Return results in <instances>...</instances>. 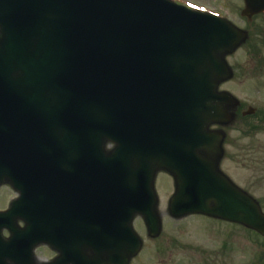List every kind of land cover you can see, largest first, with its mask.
<instances>
[{"label":"water","instance_id":"1","mask_svg":"<svg viewBox=\"0 0 264 264\" xmlns=\"http://www.w3.org/2000/svg\"><path fill=\"white\" fill-rule=\"evenodd\" d=\"M243 1V17L264 12V0ZM247 38L172 0H0V159L12 146L10 169L20 184L28 172L31 195L72 187L77 199L74 216L61 214L64 245L41 230V244L69 253L48 264H130L142 247L134 219L149 237L162 229L160 171L174 178L173 218L204 214L264 236L259 204L215 180L222 142L209 130L233 118L218 89Z\"/></svg>","mask_w":264,"mask_h":264},{"label":"rangeland","instance_id":"2","mask_svg":"<svg viewBox=\"0 0 264 264\" xmlns=\"http://www.w3.org/2000/svg\"><path fill=\"white\" fill-rule=\"evenodd\" d=\"M180 1L186 5L219 13L241 29L249 30L251 36L249 43L231 59L235 70L233 82L223 85L222 89L232 92L245 106L255 107L264 113V85L257 82L261 81L259 69L264 68V15L251 22L242 18L240 15L244 8L242 0ZM252 125L257 127L253 128ZM261 125L260 117L240 120L228 133L237 137L235 133L262 130L261 133H255L257 136L252 138V143L263 149L264 126ZM247 142L248 139L244 141L245 145ZM242 177L240 187L259 199L264 207V183H247L246 177ZM172 184L167 175L158 176L156 189L164 221L162 238L150 241L144 225L140 221L135 222L137 232L145 239L146 246L133 264H264V239L255 233L203 216H190L180 221L171 219L166 211L173 191Z\"/></svg>","mask_w":264,"mask_h":264},{"label":"flooded vegetation","instance_id":"3","mask_svg":"<svg viewBox=\"0 0 264 264\" xmlns=\"http://www.w3.org/2000/svg\"><path fill=\"white\" fill-rule=\"evenodd\" d=\"M255 49L257 50V48ZM232 57L230 58V62ZM261 69H259L260 78L264 80V71L262 70L261 73ZM250 107L251 106H245L241 103L236 113L237 120H252V118L260 117L262 126H264V113L260 112L259 109H257L252 116H243ZM259 131L253 130L251 132L243 131L241 133H235L237 137L233 136L232 133H225V156L221 162L220 168L226 176L237 184L243 182L242 176L246 177L247 183H264V148L261 149L256 147L252 143V138L257 136L255 133L262 132V130ZM246 139L249 140L247 145L244 143ZM230 151L232 153H230ZM243 158H245V160H243ZM23 181L25 183V179ZM20 198L21 195L17 193L12 186L9 184H1L0 214L6 212L7 219L6 222L0 221L1 238L3 239V242H0V255L6 254V256H0V264H41L46 261H51L57 254L46 246H37L34 249L35 257H29L31 240V233H29V231L24 235L25 237L23 236L22 242L16 244L13 242V231L18 230L23 232L27 230V228H39L42 224L39 214L37 217L30 219L29 197L23 195V200L21 204H19ZM15 247L17 248L16 250ZM51 252H53L54 255ZM20 253L22 257H20Z\"/></svg>","mask_w":264,"mask_h":264},{"label":"bare ground","instance_id":"4","mask_svg":"<svg viewBox=\"0 0 264 264\" xmlns=\"http://www.w3.org/2000/svg\"><path fill=\"white\" fill-rule=\"evenodd\" d=\"M179 2L181 3L180 0H179ZM70 155H71L72 157H75L74 154H73L72 152H70ZM30 230H32V229H31V228H27V230H24V231L22 232V233H23V236L26 235V233H27L28 231H30ZM13 234L16 235L15 233H13ZM51 253L54 255L53 252H51ZM57 256L60 257V259H61V261H62L63 255H61V254L59 253V251H57Z\"/></svg>","mask_w":264,"mask_h":264}]
</instances>
